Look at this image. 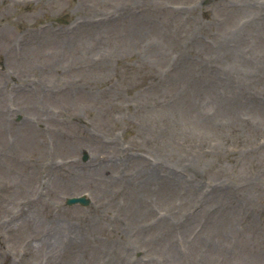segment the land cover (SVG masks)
I'll return each instance as SVG.
<instances>
[{"label":"rangeland","instance_id":"374dc122","mask_svg":"<svg viewBox=\"0 0 264 264\" xmlns=\"http://www.w3.org/2000/svg\"><path fill=\"white\" fill-rule=\"evenodd\" d=\"M0 264H264V0H0Z\"/></svg>","mask_w":264,"mask_h":264},{"label":"bare ground","instance_id":"6f19581e","mask_svg":"<svg viewBox=\"0 0 264 264\" xmlns=\"http://www.w3.org/2000/svg\"><path fill=\"white\" fill-rule=\"evenodd\" d=\"M153 174H154V172L151 171V173L149 175L152 176ZM179 179H180V177H178V176H176L174 178V180H179ZM168 188L170 189V187H168ZM61 236H62V232H61V230H58V232L54 235V237H51L49 239L50 241L45 240V242H47L48 244H52V242H56L59 238H61Z\"/></svg>","mask_w":264,"mask_h":264},{"label":"water","instance_id":"95a60500","mask_svg":"<svg viewBox=\"0 0 264 264\" xmlns=\"http://www.w3.org/2000/svg\"><path fill=\"white\" fill-rule=\"evenodd\" d=\"M77 200H72V201H70L71 203H75Z\"/></svg>","mask_w":264,"mask_h":264}]
</instances>
